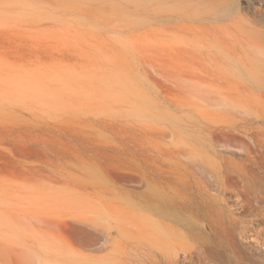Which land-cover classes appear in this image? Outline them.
Masks as SVG:
<instances>
[{
    "label": "rangeland",
    "instance_id": "obj_1",
    "mask_svg": "<svg viewBox=\"0 0 264 264\" xmlns=\"http://www.w3.org/2000/svg\"><path fill=\"white\" fill-rule=\"evenodd\" d=\"M234 3L0 0V264H136L163 210L225 242L206 219L264 114V0Z\"/></svg>",
    "mask_w": 264,
    "mask_h": 264
},
{
    "label": "bare ground",
    "instance_id": "obj_2",
    "mask_svg": "<svg viewBox=\"0 0 264 264\" xmlns=\"http://www.w3.org/2000/svg\"><path fill=\"white\" fill-rule=\"evenodd\" d=\"M199 3L202 5V9H207L215 17H225L232 11L233 4H235L234 0H199ZM253 21L264 24V17L260 16ZM261 53L264 56V53ZM260 60L264 62V59ZM261 67L264 70V63ZM257 80L259 79L257 78ZM258 116L257 113L249 112L246 117H243V121L250 126L244 127L248 138H243L242 142L247 145L248 151L257 152L258 155H247L243 159L245 169L243 171L232 170L231 172L235 173L233 175L235 183H242L239 184V188L231 189L236 211L232 212L225 204L227 201L221 198L217 203V217L212 220L206 219L205 224L209 228V234L224 237L225 242L210 244L200 238L201 240L196 241L195 244H190L189 239L192 237L187 235V232L181 227L190 230L191 223L183 218H175L168 210L155 211V213H163L170 221L154 220L152 222L153 230L156 233L155 241L160 250L154 254H148L146 258H139L136 260L138 262L136 264H264L262 260L245 252L241 247L249 240L256 241L261 248L264 246V226L257 223L259 221L264 224V206L255 203L264 204V138H259V134L262 132L255 130V126H253L258 121ZM261 116L264 122V114ZM239 136L235 134L233 137ZM216 181L218 190L224 191L226 187L219 174L216 175ZM199 228L201 229L200 226ZM257 251L261 250L257 249ZM232 252L238 255L235 261V257L231 256Z\"/></svg>",
    "mask_w": 264,
    "mask_h": 264
}]
</instances>
